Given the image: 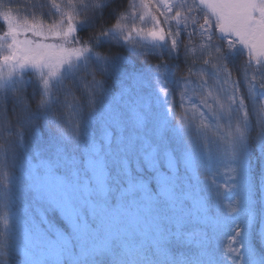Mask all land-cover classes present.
Returning a JSON list of instances; mask_svg holds the SVG:
<instances>
[{
  "label": "snow or ice",
  "instance_id": "obj_1",
  "mask_svg": "<svg viewBox=\"0 0 264 264\" xmlns=\"http://www.w3.org/2000/svg\"><path fill=\"white\" fill-rule=\"evenodd\" d=\"M24 12L0 3V264H264V0Z\"/></svg>",
  "mask_w": 264,
  "mask_h": 264
},
{
  "label": "trees",
  "instance_id": "obj_2",
  "mask_svg": "<svg viewBox=\"0 0 264 264\" xmlns=\"http://www.w3.org/2000/svg\"><path fill=\"white\" fill-rule=\"evenodd\" d=\"M8 0H0V3H6ZM59 2V0H58ZM125 4H127V0H124ZM27 3V0H11V5L13 7V10L18 14V15H25L26 13L24 12V5ZM48 9H45L44 12L47 13ZM44 19H47V16H44ZM0 31H2V23H0ZM179 111V109H177Z\"/></svg>",
  "mask_w": 264,
  "mask_h": 264
}]
</instances>
